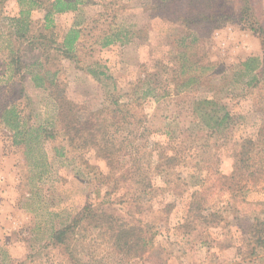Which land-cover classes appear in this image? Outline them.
I'll return each mask as SVG.
<instances>
[{"label":"rangeland","instance_id":"rangeland-1","mask_svg":"<svg viewBox=\"0 0 264 264\" xmlns=\"http://www.w3.org/2000/svg\"><path fill=\"white\" fill-rule=\"evenodd\" d=\"M10 1L0 197L24 226L0 264H264V0H88L45 20L49 0ZM84 206L141 221L146 251L109 247L111 219L54 244Z\"/></svg>","mask_w":264,"mask_h":264},{"label":"trees","instance_id":"trees-1","mask_svg":"<svg viewBox=\"0 0 264 264\" xmlns=\"http://www.w3.org/2000/svg\"><path fill=\"white\" fill-rule=\"evenodd\" d=\"M88 2V0H49L47 2L46 11H45V17L49 16L51 13H62L65 11H71L77 9L79 5H84ZM153 3L159 4H166V5H173L175 3V0H153ZM175 12V11H174ZM180 12L181 11H177ZM181 15V14H180ZM22 16V12H21ZM180 17V16H179ZM253 29L256 30V27ZM258 30V28H257ZM197 33V30L195 31ZM77 31L70 30L67 37H65L63 42V47L68 50L71 47V43L74 42L76 39ZM200 104H204L205 106H213L217 107L216 104L213 101L209 100H202L200 101ZM62 111V109H61ZM60 112V110H59ZM61 113V112H60ZM206 113V112H205ZM228 112H224L222 116H217L216 113L210 117L209 121H211V124L208 122L207 126H209L210 129L215 130L218 127H220L225 118L227 117ZM60 120H62V116L59 115ZM166 160L170 161V158H167ZM241 159L239 160V163H241ZM236 170H239L240 168H243L242 166H236ZM126 175V174H125ZM123 176H118L116 178V181H119V178L121 179ZM122 206V202H119ZM116 205V204H113ZM125 207V206H122ZM136 208V207H135ZM115 212V216H110V212H107L105 210H92L88 208V206H84L82 211L79 214V217L77 219L71 220L69 223L63 225L61 228H58L53 233L52 241L54 244H64L66 243L70 237H72L75 234L74 229L80 224V222L90 219L91 221L94 220L95 224H101L105 223V221H108V219H111V221L119 223L116 224V226L109 225L107 230H111L113 233L109 235L110 239L108 241L109 247L111 246L112 249H116L118 252H122V256H130L135 254H142L144 253L145 246H147L150 243L151 234L147 233V231L144 229V226L141 221L136 220L137 226L127 224L123 221V213L119 212L116 209H113ZM111 217V218H109ZM119 221V222H118ZM108 224V223H107ZM132 249V250H131ZM135 251V252H134Z\"/></svg>","mask_w":264,"mask_h":264},{"label":"crops","instance_id":"crops-1","mask_svg":"<svg viewBox=\"0 0 264 264\" xmlns=\"http://www.w3.org/2000/svg\"><path fill=\"white\" fill-rule=\"evenodd\" d=\"M9 1V4H11L12 2L10 0ZM15 2V1H14ZM96 6H99L98 4H96ZM4 7L6 8V4L4 5ZM3 6L1 7L0 10H2V14L4 13V8ZM41 10V15H43L44 17V14H45V11L43 9H40ZM17 11V13H15L14 15L12 14V16H19V9L15 10ZM40 26V24H39ZM31 25L28 26V30L31 31ZM80 28V26H70L67 30H65V34L62 33V40L60 41L61 43V46L63 47V42H64V39L65 37H67L68 33L70 30H75L78 32V29ZM27 36L24 35L23 38H26ZM72 44V43H71ZM64 48V47H63ZM5 207L7 208H10L9 210H13L14 207H16L15 203L13 202V200H6V199H1L0 197V246L3 245L4 247H6L8 249V253L10 254V256L13 258V260H19L20 257L22 255H18L20 254L19 250H16L15 249V246L18 244V242H15V238H12V231L14 229H17V228H22L24 226V222L23 220H16L14 218V211H12L11 213H8L6 214L7 210H5ZM23 231V230H22ZM20 243V242H19Z\"/></svg>","mask_w":264,"mask_h":264}]
</instances>
